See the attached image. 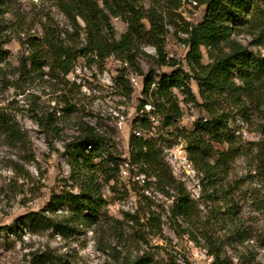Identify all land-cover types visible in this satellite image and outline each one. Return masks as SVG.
I'll return each mask as SVG.
<instances>
[{"label": "rangeland", "instance_id": "1", "mask_svg": "<svg viewBox=\"0 0 264 264\" xmlns=\"http://www.w3.org/2000/svg\"><path fill=\"white\" fill-rule=\"evenodd\" d=\"M60 1L0 0V12H5L0 19L6 26V60L0 65V113L16 121L23 133L21 141L12 143L0 137V264H32L38 257L53 264H132L145 252L155 256L156 264H264V215L255 204L264 195V184L253 171V158L241 156L230 162L225 183H229L234 201L227 206L221 197L208 199L207 184L189 157L185 138L173 133V127H165L160 114L145 106L150 127H135V118L143 112L140 104L147 98L143 93L147 74L153 71L157 83L164 73L172 71L157 63L154 46H145L147 54L139 55L134 65L114 56L105 61L82 57L72 72L56 77L49 74L47 66L43 73L25 68V60L30 68L29 39L41 38L47 21L68 27ZM262 5L264 8V0ZM178 11L190 23L198 24L206 5L198 0H182ZM112 23L118 37L127 29L121 18H112ZM179 35L185 36L181 32ZM240 39L249 43L253 37L241 35ZM252 48L264 51L262 47ZM166 49L170 57L190 69L188 48L172 33L167 37ZM191 85L200 98L195 79ZM175 93L184 111L180 129L196 128L200 119L208 117L207 112L187 101L178 89ZM64 97L78 106V113L64 112ZM248 115L247 119L235 114L231 129L244 144L259 142L264 146V111H255L251 106ZM76 116L104 131L114 142L113 157L120 164L119 174L109 183L99 176L108 201L107 214L124 220L126 214L140 208L141 223L126 222L122 243L109 232L95 233L92 227L81 226L71 233L52 224L55 213L48 207L52 194L64 190L78 194L81 188L80 170L74 167L78 157L71 148L80 140ZM136 130L145 133L144 139L163 135L158 143L165 169L184 183L199 210L191 233H185L170 217L174 196L160 190L156 177L131 162L130 138ZM216 146L223 148L227 143ZM104 149L88 146L85 152H93L97 161L108 148ZM149 207L162 214V233L142 224L147 222ZM56 213L65 212L57 209ZM110 245L117 246L119 253Z\"/></svg>", "mask_w": 264, "mask_h": 264}, {"label": "trees", "instance_id": "2", "mask_svg": "<svg viewBox=\"0 0 264 264\" xmlns=\"http://www.w3.org/2000/svg\"><path fill=\"white\" fill-rule=\"evenodd\" d=\"M198 1L206 5V11L202 21L192 24L178 11L182 0H165V4L161 0H148L147 3L145 0H61L58 5L69 21L68 27L54 20L47 21L44 35L29 39L30 68L27 60L24 65L33 73H43L47 66L52 77L65 76L73 71L82 57L105 61L114 56L134 65L139 55L147 54L145 46H154L158 54L157 63L171 67L172 71L164 73L155 87L154 72L147 74L143 87L147 101L140 104L139 109L143 112L135 118V127H150L146 124L148 112L145 105L151 102L154 111L161 115L164 126L173 127V133L185 138L189 157L207 184L208 199L221 197L223 204L231 206L233 193L229 183H225V176L229 173L230 162L236 157H252L256 166L253 171L264 184V146L259 142L244 144L231 129L235 114L248 119L251 106L255 111H264V51L252 48L264 49V8L262 0ZM4 13L0 12L2 16ZM112 18H121L127 24L126 31L119 37ZM5 29V23L0 19V65L6 60ZM180 32L185 36L179 35ZM171 33L188 48L189 70L178 59L169 56L166 42ZM241 35L251 36L253 40L246 43L240 39ZM192 79L198 83L201 99L192 88ZM175 89L184 94L187 101L207 112L208 117L200 119L196 128L180 129L179 121L184 111ZM63 100L65 113H78L75 103L66 97ZM75 119L80 140L71 148L78 157L74 167L80 170L81 188L78 194L66 190L52 194L48 204L55 213L52 224L63 232L71 233L78 232L81 226L92 227L95 233L109 232L122 243L126 222L141 223L140 208L133 214H126L124 220L107 214L108 201L102 193L99 176L109 183L119 174L120 164L117 157H113L114 142L82 116ZM21 136L23 133L17 122L0 113V137L12 143L21 141ZM162 138L163 135L144 139L132 134L131 162L140 165V171L156 177L160 190L174 196L170 217L185 233H191L189 229L192 230L199 218V210L184 183L165 169L158 143ZM216 143H227V146L218 148ZM88 146L94 150L108 149L96 161L93 152L86 154ZM111 164L114 167H110ZM255 202L257 210L264 215V195ZM57 209L65 213H56ZM146 214L147 222L142 224L158 234L162 233V214L152 207ZM110 248L118 250L117 246L110 245ZM149 253L138 256L132 264H156L155 256ZM32 264L53 263L38 257Z\"/></svg>", "mask_w": 264, "mask_h": 264}, {"label": "built area", "instance_id": "3", "mask_svg": "<svg viewBox=\"0 0 264 264\" xmlns=\"http://www.w3.org/2000/svg\"><path fill=\"white\" fill-rule=\"evenodd\" d=\"M136 83H138L137 81H135ZM155 85H156V83H155ZM145 106H147L148 107V110H154V107L152 106V104H146ZM136 136H139V137H143V136H146L145 135V133L144 134H142V132H141V130H139V131H137L136 130ZM183 151V150H182ZM187 158V157H186ZM143 181H145L146 182V179L145 178H143Z\"/></svg>", "mask_w": 264, "mask_h": 264}]
</instances>
